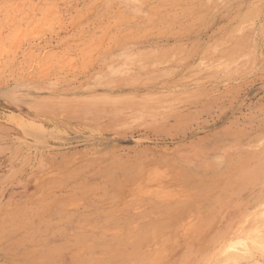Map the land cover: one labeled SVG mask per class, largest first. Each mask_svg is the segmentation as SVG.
<instances>
[{"label":"rangeland","instance_id":"rangeland-1","mask_svg":"<svg viewBox=\"0 0 264 264\" xmlns=\"http://www.w3.org/2000/svg\"><path fill=\"white\" fill-rule=\"evenodd\" d=\"M262 149L264 0H0V264H199Z\"/></svg>","mask_w":264,"mask_h":264},{"label":"bare ground","instance_id":"bare-ground-1","mask_svg":"<svg viewBox=\"0 0 264 264\" xmlns=\"http://www.w3.org/2000/svg\"><path fill=\"white\" fill-rule=\"evenodd\" d=\"M153 1V0H152ZM138 2V1H137ZM161 2V1H160ZM148 3V2H147ZM181 3V2H180ZM156 5V4H155ZM149 7V6H148ZM169 7V6H168ZM184 7V6H183ZM165 8V7H164ZM90 9V8H89ZM174 9V8H173ZM150 10V9H149ZM175 10V9H174ZM190 10V9H189ZM192 11V9H191ZM163 12V11H162ZM189 12V11H188ZM96 13V12H95ZM168 14V13H167ZM170 14V13H169ZM121 15V14H120ZM188 15V14H187ZM249 15V14H248ZM136 16V15H135ZM85 17V16H84ZM123 17V16H122ZM175 17V16H174ZM83 19V18H82ZM172 19H174L172 17ZM176 19V18H175ZM151 20V19H150ZM129 21V20H128ZM243 21V20H242ZM113 24V23H112ZM192 24V23H191ZM162 26V25H161ZM163 27V26H162ZM165 27V26H164ZM237 27V26H236ZM235 29V28H234ZM110 31V30H109ZM144 31V30H143ZM142 31V32H143ZM149 32V31H148ZM159 32V31H158ZM165 32V31H164ZM110 33V32H109ZM150 33V32H149ZM229 33V32H228ZM127 35V34H126ZM179 35V34H178ZM149 36V35H148ZM100 37V36H97ZM96 37V38H97ZM142 37V36H141ZM144 37V36H143ZM131 40V39H130ZM129 40V41H130ZM215 41H217L215 39ZM126 42V41H125ZM128 42V41H127ZM217 45V44H216ZM221 45V44H220ZM176 48V47H175ZM229 48V47H228ZM224 50V49H223ZM227 50V49H226ZM221 51V50H220ZM87 52V51H86ZM222 53V52H221ZM47 70V68H46ZM45 73V72H44ZM242 74V73H241ZM29 77V76H28ZM21 120V119H20ZM22 121V120H21ZM21 124V123H20ZM26 128V127H25ZM40 128V127H39ZM38 128V129H39ZM42 128V127H41ZM48 131V130H47ZM250 132V131H249ZM41 134V132H40ZM46 134V133H45ZM50 138V137H49ZM219 140V139H218ZM249 141V140H248ZM218 143V141L216 142ZM253 143L251 141L246 144ZM238 144V143H237ZM218 146L225 147L229 146V143L226 141L220 142L217 144ZM236 146V145H234ZM252 144H250V147ZM249 147V146H248ZM229 148V147H227ZM244 148V147H243ZM232 149V148H231ZM228 149V151H232ZM247 150V149H246ZM264 150V149H262ZM255 154V153H254ZM230 155V154H229ZM252 155V154H251ZM235 157L236 161L230 160V158L223 157L219 155V159L217 160H209V168L210 172H214V168H219L221 164H224L228 167L231 164H239L243 162H247L248 159L243 156V153H237L231 155ZM247 156V155H246ZM215 157V156H214ZM261 157V155H260ZM253 159V158H252ZM207 160V159H206ZM255 160V158H254ZM262 160L264 161V157L262 156ZM251 161V160H250ZM254 162V161H253ZM248 164V163H245ZM223 165V166H224ZM233 166V165H232ZM237 166V165H236ZM242 167V166H241ZM245 167V165L243 166ZM247 167V166H246ZM225 168V167H224ZM225 170V169H224ZM239 170V169H238ZM249 170V169H248ZM235 171V170H234ZM224 172V171H223ZM237 172V171H236ZM239 172V171H238ZM245 171H243L244 173ZM193 174L198 175L199 173L196 171H192ZM219 173V172H217ZM247 173V172H246ZM190 174V173H189ZM211 174V173H210ZM214 174V175H213ZM212 176H215L213 173ZM245 174V173H244ZM216 181L223 182V186H227L228 189L231 190L232 196H220L219 199L213 201V206H219L223 208V213L220 215V224L217 226V229L210 236L211 238L207 241V250L208 253L202 255L201 259L198 256L196 259L200 262L199 264H257L256 258L257 256L264 257V195H252L250 198L243 196L242 190L239 186L233 185L230 180L224 177V174L220 172L216 175ZM229 177V175H228ZM210 178V177H209ZM46 179V178H45ZM232 179V178H231ZM234 179V177H233ZM238 179V178H236ZM215 180V179H214ZM251 180V179H250ZM236 182V180H234ZM220 182V183H221ZM239 182V181H238ZM142 184V183H141ZM222 184L218 185L221 186ZM162 186V185H161ZM175 186V185H174ZM219 186L216 188H219ZM212 187V186H211ZM211 187H208L210 190ZM176 188V187H175ZM128 189V188H127ZM132 190V189H130ZM154 190V189H153ZM214 190V189H213ZM261 191V189H258ZM133 191V190H132ZM149 191V190H148ZM215 191V190H214ZM218 191V190H216ZM220 191V190H219ZM188 192V191H187ZM204 192V191H200ZM220 193V192H219ZM143 194V192H142ZM198 194V193H197ZM223 195V194H222ZM142 197V196H141ZM38 199V198H37ZM157 199V198H156ZM86 200V199H85ZM190 200V198H189ZM29 201V200H28ZM143 202V201H142ZM191 203V202H190ZM154 204V203H153ZM181 204L174 203L173 206L175 209H178ZM80 206V205H79ZM75 208V207H74ZM215 209V208H214ZM156 211V209H155ZM184 210H182L183 212ZM85 212V211H84ZM108 212V211H107ZM180 212V211H179ZM135 213V212H134ZM141 213V212H140ZM149 213V212H148ZM171 213H174L173 210ZM169 213V214H171ZM178 213V212H177ZM191 213V212H190ZM202 214H208L210 212H201ZM159 214V212H158ZM211 214V213H210ZM87 215V214H86ZM128 215V214H126ZM209 215V214H208ZM157 216V214H156ZM160 216V214H159ZM175 216V215H174ZM204 216V215H203ZM114 217V216H113ZM155 218V216H153ZM158 217V216H157ZM167 217V216H166ZM170 216H168L169 218ZM184 217V216H182ZM167 218V219H168ZM173 218V217H172ZM171 218V221L173 222ZM147 220V219H146ZM189 220V219H188ZM107 221V220H106ZM114 221V220H113ZM144 221V220H142ZM169 222V221H168ZM187 222V221H186ZM218 222V223H219ZM84 223V222H83ZM154 223V222H153ZM152 223V224H153ZM171 223V222H170ZM168 223V224H170ZM195 223V222H194ZM81 224V223H80ZM137 224V223H136ZM134 224V225H136ZM151 224V223H150ZM172 224V223H171ZM158 225V224H157ZM167 225V222H166ZM166 225H164L166 227ZM174 225V224H173ZM172 225V226H173ZM243 226L239 228V226ZM137 226V225H136ZM135 226V227H136ZM151 226V225H150ZM80 227V226H79ZM134 227V226H133ZM138 227V226H137ZM144 227V226H143ZM154 228L153 226H151ZM150 227V228H151ZM161 227V226H160ZM85 228V227H84ZM96 228V227H95ZM142 228V227H141ZM91 229V227H90ZM104 229V228H103ZM83 230V229H82ZM109 230V229H108ZM107 230V231H108ZM115 230V229H114ZM141 230V229H140ZM153 230V229H152ZM150 229V232L152 231ZM121 231V230H120ZM148 232V230H145ZM163 231V229L161 230ZM185 231V230H184ZM111 232V231H110ZM116 232V231H115ZM149 232V233H150ZM90 233V232H89ZM113 233V230H112ZM118 233V230H117ZM116 233V234H117ZM133 233V232H132ZM139 233V231H138ZM137 233V234H138ZM46 234V233H45ZM141 234V232H140ZM144 234H147L146 232ZM157 234V233H156ZM162 233H160L161 235ZM168 234V233H167ZM114 235V234H113ZM142 235V234H141ZM132 236V235H131ZM130 236V237H131ZM152 236V235H151ZM137 239V244H139V240L141 239L140 235L134 236ZM77 238V236H76ZM149 240V234L146 237ZM145 239V238H144ZM155 239V238H154ZM143 241V240H142ZM154 241V240H153ZM65 243V242H64ZM143 243V242H142ZM149 243V242H148ZM122 244V243H121ZM135 244V243H134ZM136 244V245H137ZM151 244V243H150ZM153 244V243H152ZM119 245V244H118ZM147 245V244H146ZM154 245V244H153ZM145 246V245H144ZM150 246V245H149ZM146 247V246H145ZM141 251V250H140ZM136 252V251H135ZM205 253V252H204ZM197 252L193 254L196 255ZM200 254V253H199ZM136 257H138L136 255ZM96 259V258H95ZM118 263V262H117ZM198 264V263H197Z\"/></svg>","mask_w":264,"mask_h":264}]
</instances>
